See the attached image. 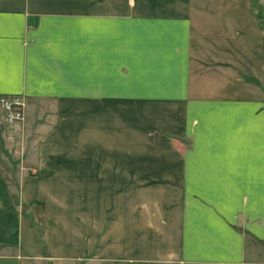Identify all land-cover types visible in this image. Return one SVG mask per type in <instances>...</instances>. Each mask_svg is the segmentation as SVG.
<instances>
[{
	"label": "crops",
	"instance_id": "crops-1",
	"mask_svg": "<svg viewBox=\"0 0 264 264\" xmlns=\"http://www.w3.org/2000/svg\"><path fill=\"white\" fill-rule=\"evenodd\" d=\"M4 95L0 264H264V0H0Z\"/></svg>",
	"mask_w": 264,
	"mask_h": 264
},
{
	"label": "rangeland",
	"instance_id": "rangeland-1",
	"mask_svg": "<svg viewBox=\"0 0 264 264\" xmlns=\"http://www.w3.org/2000/svg\"><path fill=\"white\" fill-rule=\"evenodd\" d=\"M253 1H257V0H253ZM9 125V124H7ZM1 146H0V163H1V168L5 174V176L7 177V179L9 180L11 186L12 185H16L15 182V166L13 163L11 162H7L6 160H1ZM99 199L97 198H90V202H98ZM101 200V198H100ZM22 213L25 214V220L27 222V224L30 227H33L34 229V234H35V242L38 243L39 245V252L41 254H46V250L43 248L42 244L39 242L41 241V234L43 232L42 227L40 226V221H42L44 223L43 217H42V212H41V208H32L29 205H23L21 208ZM40 243V244H39ZM35 250V249H34Z\"/></svg>",
	"mask_w": 264,
	"mask_h": 264
},
{
	"label": "built area",
	"instance_id": "built-area-1",
	"mask_svg": "<svg viewBox=\"0 0 264 264\" xmlns=\"http://www.w3.org/2000/svg\"><path fill=\"white\" fill-rule=\"evenodd\" d=\"M4 120L9 125L20 123L24 119L25 102L20 95H4L0 97Z\"/></svg>",
	"mask_w": 264,
	"mask_h": 264
}]
</instances>
